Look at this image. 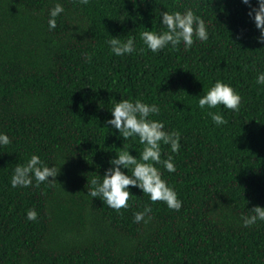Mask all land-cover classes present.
<instances>
[{
  "label": "trees",
  "instance_id": "trees-1",
  "mask_svg": "<svg viewBox=\"0 0 264 264\" xmlns=\"http://www.w3.org/2000/svg\"><path fill=\"white\" fill-rule=\"evenodd\" d=\"M0 0V264H264V220L244 227L240 214L264 207V48L240 0ZM255 5V0H250ZM191 8L208 38L185 48L143 47L142 27L166 31L159 12ZM239 34V39H237ZM132 37L116 56L109 36ZM221 80L240 94L237 111L201 109L198 95ZM159 105L151 118L180 133L174 172L155 166L176 190L179 210L129 186L128 208L87 194L119 147L139 155L135 138L104 124L115 100ZM207 111H220L215 126ZM37 154L58 168L55 182L11 187L15 164ZM131 174V168L122 169ZM35 184V181H33ZM151 207L147 223L132 215ZM35 208V220L25 213Z\"/></svg>",
  "mask_w": 264,
  "mask_h": 264
},
{
  "label": "clouds",
  "instance_id": "clouds-1",
  "mask_svg": "<svg viewBox=\"0 0 264 264\" xmlns=\"http://www.w3.org/2000/svg\"><path fill=\"white\" fill-rule=\"evenodd\" d=\"M86 4L87 0H79ZM240 3L247 6L246 15L254 23L259 34L255 37L256 42L264 48V0H255L252 5L250 0H240ZM64 12L63 4L56 0L48 9L47 25L49 29L55 28L56 18ZM166 27V31H153L142 27L139 37L145 49L155 53L166 45L175 48L183 44L185 48L193 44V37L199 41L208 38V32L204 19L194 14L191 8L183 11L173 10L159 12V23ZM109 36V35H108ZM107 43L110 51L116 55H126L136 50L132 37L122 39L120 35L109 36ZM239 39V34H237ZM256 83L264 84V71L256 75ZM197 105L201 109H213L222 105L224 109L237 111L241 102L240 94L233 87L221 80L214 81L203 95H198ZM110 112V118L104 121L106 126L116 130L117 138H135L143 146L139 155L133 156L129 153L130 146H121L119 151L108 160V167L104 169L103 176H93L88 183L91 185L87 194L93 198L99 197L103 204L119 211L121 208H128L130 196L129 186L141 190L147 194L149 201H162L172 210H179L181 200L177 198L176 190L162 178L161 171L155 166L161 164L163 168L171 173L175 171V164L172 155L161 158V145H168L171 153H176L180 147V133L177 130L166 131L162 120L151 118L159 113V105L146 103L142 99H119L115 100ZM207 116L215 126L227 123L225 115L220 111H207ZM11 143L7 133L0 131V146ZM59 168V167H58ZM58 168L55 165L46 164L40 156L33 153L23 163H17L12 169L10 185L27 187L30 184L36 186L41 182H55ZM131 168V174L122 169ZM35 181V184H33ZM151 207L146 205L142 210L132 215L134 223H147L151 219ZM26 219L31 221L37 217L35 208H29L25 213ZM257 220H264V207L254 206L248 213L240 214V223L244 227L253 225Z\"/></svg>",
  "mask_w": 264,
  "mask_h": 264
}]
</instances>
